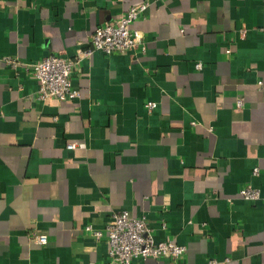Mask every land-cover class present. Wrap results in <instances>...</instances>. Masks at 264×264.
Listing matches in <instances>:
<instances>
[{
	"label": "crops",
	"instance_id": "0c3cea01",
	"mask_svg": "<svg viewBox=\"0 0 264 264\" xmlns=\"http://www.w3.org/2000/svg\"><path fill=\"white\" fill-rule=\"evenodd\" d=\"M143 1V50L79 58ZM262 28L264 0H0V264H103L84 226L117 210L184 245L179 264H264ZM49 54L79 58L77 98H35Z\"/></svg>",
	"mask_w": 264,
	"mask_h": 264
},
{
	"label": "built area",
	"instance_id": "2783aa9c",
	"mask_svg": "<svg viewBox=\"0 0 264 264\" xmlns=\"http://www.w3.org/2000/svg\"><path fill=\"white\" fill-rule=\"evenodd\" d=\"M149 5V1H143L131 6L126 12L120 14L115 20L106 21L98 25L90 35L89 44L80 51L79 58L91 55L94 51L105 54L126 53L138 46L143 50L141 32L132 27L135 19L141 15ZM264 31V28H262ZM230 52L229 49L226 50ZM77 59L65 58L58 54H49L30 64L31 75L37 81L38 88L35 98L42 101L72 100L79 96L78 88L72 82V74ZM7 65L16 66L18 60L14 57L4 58ZM195 67L200 69L201 63ZM263 87V83L259 82ZM242 104V99L237 98V105ZM154 103L148 102L147 107L152 108ZM75 142H67V148H74ZM258 173V168L253 169ZM238 196L244 200L255 201L262 199L259 188L245 184L238 189ZM96 240L105 239L107 244V259L103 264H132L136 259L150 261L149 264H179L186 247L175 240H156L152 228L144 217H136L126 210L111 212L104 230L93 228L90 224L84 226ZM37 244L47 243L45 234L34 236ZM160 259L165 262H158ZM158 260V261H157ZM227 260V258H224ZM217 258L208 259L205 264H219Z\"/></svg>",
	"mask_w": 264,
	"mask_h": 264
}]
</instances>
